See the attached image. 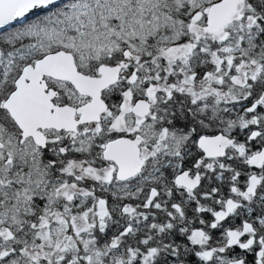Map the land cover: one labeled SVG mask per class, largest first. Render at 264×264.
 <instances>
[{
	"label": "snow or ice",
	"instance_id": "1",
	"mask_svg": "<svg viewBox=\"0 0 264 264\" xmlns=\"http://www.w3.org/2000/svg\"><path fill=\"white\" fill-rule=\"evenodd\" d=\"M0 264H264V0H0Z\"/></svg>",
	"mask_w": 264,
	"mask_h": 264
}]
</instances>
